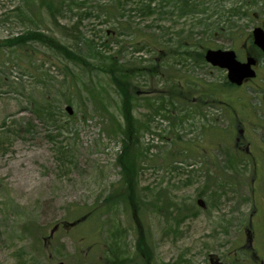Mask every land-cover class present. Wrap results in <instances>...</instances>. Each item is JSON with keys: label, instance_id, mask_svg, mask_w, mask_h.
I'll use <instances>...</instances> for the list:
<instances>
[{"label": "rangeland", "instance_id": "374dc122", "mask_svg": "<svg viewBox=\"0 0 264 264\" xmlns=\"http://www.w3.org/2000/svg\"><path fill=\"white\" fill-rule=\"evenodd\" d=\"M256 26L264 0H0V264H264V59L237 88L200 59Z\"/></svg>", "mask_w": 264, "mask_h": 264}, {"label": "water", "instance_id": "95a60500", "mask_svg": "<svg viewBox=\"0 0 264 264\" xmlns=\"http://www.w3.org/2000/svg\"><path fill=\"white\" fill-rule=\"evenodd\" d=\"M252 38L254 46L264 53V30L261 27L254 28ZM204 60L214 67L225 69L227 80L233 85L240 86L245 80L255 77L252 70L255 65L254 58L248 57L245 62H240L232 50L208 49L205 51ZM66 110L71 114L69 107Z\"/></svg>", "mask_w": 264, "mask_h": 264}, {"label": "trees", "instance_id": "16d2710c", "mask_svg": "<svg viewBox=\"0 0 264 264\" xmlns=\"http://www.w3.org/2000/svg\"><path fill=\"white\" fill-rule=\"evenodd\" d=\"M146 6H148L146 4ZM37 40V41H41V42H47L45 40L44 37H41V35H38V34H30V36H26V37H17V38H14L11 42L13 43L14 41H17L18 44H22V43H25L26 40ZM52 43V42H51ZM55 45V43H52ZM200 59L202 60V54L200 56ZM116 69V64L115 62H112L110 67H109V72H110V75L111 77L113 78V82L115 84H117L119 81V79H121L122 81L127 79L129 76L128 74H125V71L123 70H119L117 75L118 77L115 76L116 73H114ZM228 84V83H227ZM229 88H231L232 86L230 84L227 85ZM127 101V97H126V94L124 92H122V105H123V108H127L126 106V102ZM127 111V109H126ZM125 111L124 109V112L122 113V117H123V120H124V123L126 125V138L128 136V131L131 130V127H132V121H131V118L128 116V113ZM114 120V119H113ZM114 122V121H113ZM131 149V148H130ZM135 156V152L134 150H129L128 146H125L123 148V150L121 151V153L118 155L117 157V162L118 164L120 165V167L123 169L122 171L125 173V177H126V181L123 183L122 182V187L124 188V185L128 184V195H132V189H131V185H133L131 182H130V179H129V172H131L132 168H133V158ZM128 195L126 194L127 198H128ZM132 197V196H131ZM105 202H109V199H107V197L105 198ZM131 203L133 204V200H131ZM92 211V212H91ZM98 214L97 212H95L94 210H84V211H81L80 212V215L77 217V219L75 220V223L78 224L79 222H81L82 220H91L92 218L94 219L95 218V215ZM92 219V220H93Z\"/></svg>", "mask_w": 264, "mask_h": 264}, {"label": "flooded vegetation", "instance_id": "af4514ba", "mask_svg": "<svg viewBox=\"0 0 264 264\" xmlns=\"http://www.w3.org/2000/svg\"><path fill=\"white\" fill-rule=\"evenodd\" d=\"M257 27V26H256ZM248 57H252L254 58V60L256 61V65L253 67L254 71H255V74L257 76V73H258V68L260 67L261 63H262V60L264 59V55L262 53H259L258 50H256L253 46V43H252V37L251 35H249V46L246 47L243 51V61H246V59ZM256 78V77H255ZM254 78V79H255ZM253 79H249L247 81H244L243 85L246 84V83H249L250 81H252ZM238 126V125H236ZM243 133V130H239ZM240 142H241V138H236L235 139V143H234V146L239 149L240 147ZM257 149V146H255L252 150H250V144L249 143H246L244 146H243V152L248 155L249 153L252 155L253 151H255ZM260 149V148H259ZM253 156V155H252ZM254 159V158H253ZM254 164H255V161H254ZM253 218H254V211L251 212L250 216H249V220H248V228L245 230V236L248 238L249 241L248 242V247L251 248V238L253 237V233L254 231H251V225L253 223ZM250 242V243H249ZM247 248V249H249Z\"/></svg>", "mask_w": 264, "mask_h": 264}]
</instances>
